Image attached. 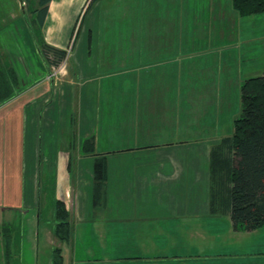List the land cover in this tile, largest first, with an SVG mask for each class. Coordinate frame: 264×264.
<instances>
[{"label": "crops", "instance_id": "obj_1", "mask_svg": "<svg viewBox=\"0 0 264 264\" xmlns=\"http://www.w3.org/2000/svg\"><path fill=\"white\" fill-rule=\"evenodd\" d=\"M157 1L180 3L101 0L74 40L88 0H51L44 39L69 52L52 75L30 28L14 29L27 50L0 46L18 77L0 103V264L18 249L17 218L37 211L41 179L70 215L71 241L49 233L64 264H244L228 246L247 232L223 200L230 152L219 150L231 135L175 123L213 104L166 79L182 24Z\"/></svg>", "mask_w": 264, "mask_h": 264}, {"label": "rangeland", "instance_id": "obj_2", "mask_svg": "<svg viewBox=\"0 0 264 264\" xmlns=\"http://www.w3.org/2000/svg\"><path fill=\"white\" fill-rule=\"evenodd\" d=\"M22 1L0 0V46L10 51L27 50L23 43L14 42L17 40L14 29L20 23L28 31L27 19L37 30L33 11L38 0H24V4ZM157 3L164 7L160 5V11L180 12L182 24L180 51L166 52V62L163 60L167 66L162 69L166 71V79H186L183 88L204 94L203 103L213 104L212 108L200 109L197 116L177 113L175 123H182L183 129L193 123L215 125L219 129L215 133L232 136L234 122L242 110V85L264 74V14L242 18L229 0H180L171 6L166 1ZM144 9L145 4L141 5L140 12ZM184 102L182 107L188 110ZM41 180L37 211L23 213L13 227L11 234L17 242L13 249H18L13 250L8 264H51L53 250L60 246L49 236L56 224L55 199L48 183ZM34 214L35 219L29 220ZM234 238L228 247L231 252L239 253L233 256L239 258L235 262L264 264V228Z\"/></svg>", "mask_w": 264, "mask_h": 264}, {"label": "trees", "instance_id": "obj_3", "mask_svg": "<svg viewBox=\"0 0 264 264\" xmlns=\"http://www.w3.org/2000/svg\"><path fill=\"white\" fill-rule=\"evenodd\" d=\"M24 1V0H23ZM51 0H38L36 14L37 30L27 19L40 55L52 75L67 59L69 52L48 44L43 36V26ZM101 0H88L85 10L75 28L77 38L85 16ZM233 10L242 18L264 14V0H229ZM17 74L6 63L0 49V103L7 102L17 88ZM241 115L234 122V133L224 140L219 150L230 152L227 178L229 187L224 189V203L230 207L233 227L239 232H252L264 228V74L250 78L241 88ZM88 144V142H87ZM226 163L224 166H226ZM226 176V177H225ZM102 179L100 173L96 176ZM100 183V182H99ZM227 195V199L225 196ZM55 227L53 234L62 243L71 241L73 227L66 205L55 201ZM51 264H64V253L60 247L53 250Z\"/></svg>", "mask_w": 264, "mask_h": 264}, {"label": "water", "instance_id": "obj_4", "mask_svg": "<svg viewBox=\"0 0 264 264\" xmlns=\"http://www.w3.org/2000/svg\"><path fill=\"white\" fill-rule=\"evenodd\" d=\"M22 4H24V2L22 1Z\"/></svg>", "mask_w": 264, "mask_h": 264}]
</instances>
